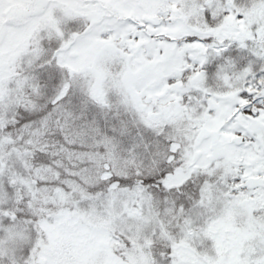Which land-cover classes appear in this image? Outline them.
Here are the masks:
<instances>
[{"label": "snow or ice", "instance_id": "snow-or-ice-1", "mask_svg": "<svg viewBox=\"0 0 264 264\" xmlns=\"http://www.w3.org/2000/svg\"><path fill=\"white\" fill-rule=\"evenodd\" d=\"M0 264H264V0H0Z\"/></svg>", "mask_w": 264, "mask_h": 264}]
</instances>
